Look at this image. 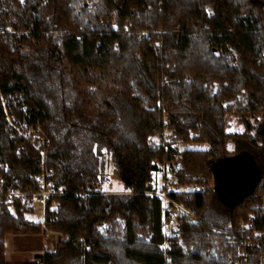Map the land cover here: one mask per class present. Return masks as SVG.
<instances>
[{
  "label": "trees",
  "instance_id": "obj_1",
  "mask_svg": "<svg viewBox=\"0 0 264 264\" xmlns=\"http://www.w3.org/2000/svg\"><path fill=\"white\" fill-rule=\"evenodd\" d=\"M0 27L10 30L0 38V177L24 190L45 164L60 191L45 223L59 240L42 263L24 264H229L237 248L227 235L241 222L264 232V0H0ZM5 108L24 133L40 124L46 146L13 128ZM229 115L242 133L227 132ZM166 119L182 142L209 146L180 151L178 181L215 186L173 195L200 222L184 227L195 251L176 246L171 262L161 203L146 194L157 162L177 151L150 140ZM242 152L262 178L231 208L212 167ZM111 165L130 178L126 191L108 190ZM83 187L99 188L90 204L75 194ZM33 199L16 214L0 209V264L6 235L46 233L26 217ZM259 242L245 264H264V235Z\"/></svg>",
  "mask_w": 264,
  "mask_h": 264
},
{
  "label": "built area",
  "instance_id": "obj_2",
  "mask_svg": "<svg viewBox=\"0 0 264 264\" xmlns=\"http://www.w3.org/2000/svg\"><path fill=\"white\" fill-rule=\"evenodd\" d=\"M113 26L116 27L115 23ZM9 31L8 28L4 29L0 27V38ZM13 32L17 35L22 33L20 30ZM13 44H17V41H14ZM5 112L9 124L17 131H20L21 129L14 123L7 108H5ZM200 135V130L195 133L196 137H200ZM26 136L31 137L35 141L37 148L41 149L46 146V136L40 124L30 125L26 131ZM150 140L158 149H163L164 151L177 149L173 155V160L170 162H157V169L151 173V189L146 192L151 198L157 199L161 203L163 214L162 248L166 261L171 262V255L174 253L176 246L180 247L184 252L195 251L196 248L193 244H187L183 241L184 227L200 222L195 209L177 201L173 195L204 193L211 191L213 185L209 186L210 183L207 185L205 183H181L178 181L180 166L177 161L181 151L180 143L182 142V138L179 133L175 132L169 120L166 119L164 121L163 126ZM53 175L54 169L43 164L36 174V186L24 190L7 185L4 179L0 177V209L7 207L10 210H15L17 203L27 197L39 198L45 205L47 201L55 203L56 201H54L53 197L60 191L55 188V183L52 179ZM97 193L98 189L96 187H83L75 194L85 204H90L91 198ZM44 230L48 231L46 225H44ZM263 235V231L252 230L250 222H241L237 230L227 235L228 238L232 239V245H236L237 248L236 252L230 253L229 264H245L250 251L261 245L259 240L263 239ZM208 251V254L212 255L211 248ZM217 255H224V251L217 253ZM233 255H237V257Z\"/></svg>",
  "mask_w": 264,
  "mask_h": 264
},
{
  "label": "water",
  "instance_id": "obj_3",
  "mask_svg": "<svg viewBox=\"0 0 264 264\" xmlns=\"http://www.w3.org/2000/svg\"><path fill=\"white\" fill-rule=\"evenodd\" d=\"M212 173L219 199L231 208L252 195L262 178L258 164L248 152L219 159L213 164ZM120 177L131 184L127 175Z\"/></svg>",
  "mask_w": 264,
  "mask_h": 264
},
{
  "label": "rangeland",
  "instance_id": "obj_4",
  "mask_svg": "<svg viewBox=\"0 0 264 264\" xmlns=\"http://www.w3.org/2000/svg\"><path fill=\"white\" fill-rule=\"evenodd\" d=\"M227 124H228V128H227V132L228 133H242L245 129V124L244 122L240 121L239 118L235 115H229L227 117ZM20 129V128H19ZM19 133H23V134H26L24 133L22 130L18 131ZM191 136L192 133H191ZM185 149H197V150H208L209 149V146L208 144L206 143H203V142H191V141H183L180 143V150H185ZM235 149V145L233 143H230L229 146H228V150L229 152H233ZM121 172H119V170L117 169V167L115 166H110V170H109V182L107 183V186H108V190L110 189V191H115V192H123V191H126L129 186L131 184H128L126 183L121 177ZM209 183H207L208 185ZM212 186V189H214V184L213 183H210L209 186ZM217 185V184H216ZM99 189V188H98ZM211 189V190H212ZM59 205L60 203L58 201H56L55 203H52L51 205V210L52 211H58L59 210ZM10 210V209H9ZM12 213H15L16 214V210H10ZM45 212L44 211V207L40 205V203H38L37 205V209H36V213L35 215H33L34 219L36 221H39V222H42L44 221L45 219ZM26 217L29 219H32L28 213L26 214ZM29 219V220H30ZM33 221V220H32ZM36 221H33L35 223H38ZM46 221H44V225H45ZM43 227V226H42ZM44 229V228H43ZM48 239H40V240H35V239H31L30 242L26 243V244H29L28 246H34L36 247L37 244H40L42 245L43 248H46L48 250L51 249V243L52 241L53 242H58V238L59 237H56L55 240L53 239H50L49 237H47ZM40 242V243H38ZM13 243H7L5 244V254L7 251L11 250L13 248Z\"/></svg>",
  "mask_w": 264,
  "mask_h": 264
},
{
  "label": "crops",
  "instance_id": "obj_5",
  "mask_svg": "<svg viewBox=\"0 0 264 264\" xmlns=\"http://www.w3.org/2000/svg\"><path fill=\"white\" fill-rule=\"evenodd\" d=\"M38 203H40V205L44 207V211H46L45 203L39 198H34L32 202L33 210L28 213V215L32 218V219L29 218L30 220L36 221L33 215H35L36 213ZM45 219H46V212H45ZM44 221L42 222L36 221V222L41 224L44 228ZM47 237L55 240V238L58 237V234L52 233L50 231H46V233L44 232L40 234V239L43 240L48 239ZM31 239H32L31 237H26V236H14L12 234L6 235L5 244L9 242L14 244V245L12 244L13 248L6 252L5 258L8 264L42 263L43 256L45 255V253L53 250L55 245L57 244V242L55 243L52 241L51 243L52 247L50 250L43 248L42 245L40 244H37L36 247L32 245L28 246L29 244L26 243L30 242ZM39 254L42 255V257L37 256Z\"/></svg>",
  "mask_w": 264,
  "mask_h": 264
}]
</instances>
